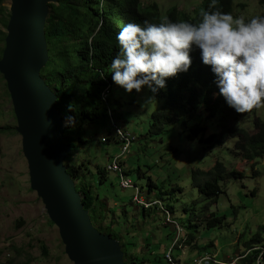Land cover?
Here are the masks:
<instances>
[{
  "label": "rangeland",
  "instance_id": "1",
  "mask_svg": "<svg viewBox=\"0 0 264 264\" xmlns=\"http://www.w3.org/2000/svg\"><path fill=\"white\" fill-rule=\"evenodd\" d=\"M194 1L142 0V7L158 4L163 18H166L167 12L175 6L181 10H195ZM234 2L233 17L264 16L261 0ZM241 4H246V8H242ZM10 5L11 0H7L5 6L9 8ZM3 23L1 20L0 37L1 32L7 34ZM5 85L4 77H0V129H11L0 136V264H72L42 201L30 189L22 138L13 131L18 122L11 96L9 99L6 96ZM161 102L156 106H160ZM154 108L155 102L148 88L144 87L136 93L133 106L136 118L127 125L118 121L125 131L135 137L128 155L120 161L124 177L140 189V197L150 207L136 205L133 201L136 191L123 190L120 176L105 172L122 154L119 144L101 143L106 131L111 129L108 122L85 126L93 143L86 153L88 157L84 154L71 155L78 164L80 160L92 161L89 167L91 173L87 172L85 176L99 195L98 204L103 219L101 228L111 230L127 244L126 252L137 258V264H167L163 254L171 246L178 247L170 255L178 264H193L204 255L215 259L217 264H240V256L244 253L241 236L250 237L264 224V160L255 166L256 171L242 161L240 153L236 154L233 150V140L221 141L215 148L208 149L211 146L209 142L188 139L189 129L195 122L205 126L204 138L217 133L216 117H207L205 113L191 121L183 118L185 124L181 120L165 125L160 131L151 128ZM256 119L264 122V105L241 113L232 126L253 131ZM216 159L228 171L242 173L243 179L226 178L221 183L222 191L217 204L205 208L206 201L195 185L194 170L198 176V170L210 169ZM98 170H103L106 177L104 184H100L102 176ZM165 211L178 223V227L171 225L167 213L164 216ZM209 213L223 218L220 229H204ZM191 217L194 218L191 220ZM100 231L106 235L105 231ZM174 231L177 235L183 231L184 234L193 232L197 237V246L181 247L175 239L172 241L176 235ZM115 242L121 245L118 240ZM42 248L46 249V255Z\"/></svg>",
  "mask_w": 264,
  "mask_h": 264
},
{
  "label": "trees",
  "instance_id": "2",
  "mask_svg": "<svg viewBox=\"0 0 264 264\" xmlns=\"http://www.w3.org/2000/svg\"><path fill=\"white\" fill-rule=\"evenodd\" d=\"M6 2L7 0H0V21H4L3 26L7 30L11 12L5 6ZM209 2L210 0H195L192 3L195 4V10L192 11L181 10L175 6L167 12L166 18L173 22L197 23L200 20L201 10H219L233 15L234 0H216L212 8H209ZM260 4L264 6V0H261ZM240 6L246 8V4ZM163 19L162 10L158 4L143 8L142 0H58L56 4L50 5V15L46 23L49 62L41 76L57 96V108L61 120L65 124L68 117H72L74 120L73 124H66L64 128L63 142L71 148L70 157L64 161V166L67 174L75 183L76 191L81 196L84 210L89 213L93 228L97 231L100 229L105 231L106 236L114 241L121 242L120 238L111 230L101 228L100 224L103 219L99 210V195L90 185L92 182L86 180L85 174L91 173L89 167L92 166V161L80 160L78 164L71 155L84 154L88 157L86 153L91 149L93 143L85 126L97 124V122H108L111 127V121L119 126L122 124H118V121L127 125L136 118L133 106L137 92L135 90L127 92L116 85L112 80L109 68L111 60L119 50L115 39L116 33L123 24L128 22L143 25L144 21L155 23ZM248 19L250 18L245 20ZM7 37L8 34L1 32L0 62L3 59ZM190 58L191 64L186 72H179L174 77L167 78L164 88H157L155 92L148 89L155 102V108L151 113V128L160 131L163 126L181 120L182 124H185L183 118L191 121L203 113L207 117H216L217 133L204 138L205 126L201 122H195L189 129L188 139L198 138L200 142H209L211 146H208V149L215 148L221 144V141L233 140V150L236 154L240 153L242 161L250 164V168L257 171L255 166L264 160V122L256 119L253 131L234 128L232 125L238 120L241 113L228 107L223 97L219 95L218 88L214 83V74L211 72L210 66L201 62L199 49L195 46L190 51ZM0 77L3 78L1 73ZM7 87L5 85L6 96L9 99L10 93ZM160 101H162L160 106H156ZM70 104L71 110L69 109ZM121 128L123 127L121 126ZM8 130L11 129H0V136ZM13 131L15 132V129ZM105 134L111 135V138L105 139L106 141L102 144L110 145L113 142L119 144L115 138H112L111 129ZM131 137L133 139L132 146L135 137ZM98 172L102 176L100 184H104L106 177L103 170H98ZM105 172H108L107 169ZM195 174L194 170L195 185L200 196H203L206 201L205 208L217 204L222 191L221 183L226 178L228 180L243 179L242 173L234 170L228 171L218 159L214 161L210 169L198 170V176ZM133 186L137 188L136 185L133 184ZM139 192L141 194L140 189ZM170 217L172 218L171 215ZM194 217L190 219L192 220ZM222 221L223 218L209 213L204 222V229H220ZM171 225L178 227L176 221ZM174 232L176 233L174 237L177 238L181 247L182 245L197 246V237L193 232L185 233L187 236L184 239V231L178 235L177 231ZM174 237L172 241L175 239ZM241 238L244 253L240 256V264H264L262 262L264 261V224L259 226L250 237L245 235ZM126 245L123 242L120 245L124 255V264H137V258L127 254ZM131 246L134 247V245ZM177 248L171 246V249L169 248L163 254L165 255V259H163L166 260L169 250L173 253V250ZM42 251L44 255L47 254L45 248H42Z\"/></svg>",
  "mask_w": 264,
  "mask_h": 264
},
{
  "label": "water",
  "instance_id": "3",
  "mask_svg": "<svg viewBox=\"0 0 264 264\" xmlns=\"http://www.w3.org/2000/svg\"><path fill=\"white\" fill-rule=\"evenodd\" d=\"M58 0H11V19L0 73L4 77L22 138L30 189L57 228L72 264H124L121 246L101 234L84 210L64 161L71 148L63 142L65 123L57 96L41 77L49 62L46 23Z\"/></svg>",
  "mask_w": 264,
  "mask_h": 264
},
{
  "label": "clouds",
  "instance_id": "4",
  "mask_svg": "<svg viewBox=\"0 0 264 264\" xmlns=\"http://www.w3.org/2000/svg\"><path fill=\"white\" fill-rule=\"evenodd\" d=\"M215 3L210 0L209 8ZM115 39L119 50L109 68L113 82L127 92L164 88L167 78L188 70L195 46L228 107L243 113L264 104V16L245 20L201 10L197 23L167 18L143 25L125 23ZM73 123L68 117L66 124Z\"/></svg>",
  "mask_w": 264,
  "mask_h": 264
},
{
  "label": "built area",
  "instance_id": "5",
  "mask_svg": "<svg viewBox=\"0 0 264 264\" xmlns=\"http://www.w3.org/2000/svg\"><path fill=\"white\" fill-rule=\"evenodd\" d=\"M111 131H112V138H115V140H117L119 142V145L121 146L122 148V154L120 156H117L114 161L112 162V164L110 166H108L106 169L108 172H111V173H114L116 175H119L120 176V179H121V183H120V186L123 190H127V189H135L136 190V193L137 195L134 197L133 201L136 205L138 206H144L145 208H148L150 207L151 205L149 204H145L143 202V198L140 197V192L137 190L136 187L133 186V184L127 180L122 171H121V168L119 166V162L120 160L126 155L129 153V148L131 146V142H132V137L131 135L125 131L123 128H121V126L117 125L116 123H114L113 121H111ZM111 137V135H110ZM107 138H102L101 139V143H104ZM159 203H154L153 205H158ZM167 213V212H166ZM167 218H168V221L171 223V224H175V221L170 217V215L167 213ZM178 226V225H177ZM177 238H175L174 241L177 242L176 240ZM174 245V244H173ZM170 255H172L171 253V250H169L166 254V261H167V264H178L177 262H175L174 259H172L170 257ZM215 259L211 258L210 256L208 255H204L203 257L201 258H198V260H196L193 264H217L216 261H214ZM180 264V263H179Z\"/></svg>",
  "mask_w": 264,
  "mask_h": 264
},
{
  "label": "bare ground",
  "instance_id": "6",
  "mask_svg": "<svg viewBox=\"0 0 264 264\" xmlns=\"http://www.w3.org/2000/svg\"><path fill=\"white\" fill-rule=\"evenodd\" d=\"M56 3H57V2H56ZM56 3H55V4H56ZM41 77H42V76H41ZM42 79H43V78H42ZM51 91H52V90H51ZM57 109H58V108H57ZM58 111H59V110H58ZM65 126H66V124H65ZM134 190H135V189H134ZM137 190L139 191V189H138V188H137ZM135 191H136V190H135Z\"/></svg>",
  "mask_w": 264,
  "mask_h": 264
}]
</instances>
